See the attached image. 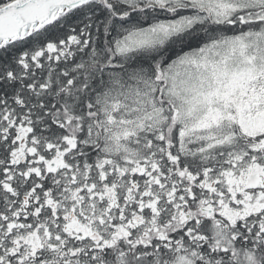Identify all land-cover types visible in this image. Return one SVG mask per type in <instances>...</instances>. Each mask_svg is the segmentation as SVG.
Listing matches in <instances>:
<instances>
[{"label":"snow or ice","instance_id":"1","mask_svg":"<svg viewBox=\"0 0 264 264\" xmlns=\"http://www.w3.org/2000/svg\"><path fill=\"white\" fill-rule=\"evenodd\" d=\"M0 264H264V0H0Z\"/></svg>","mask_w":264,"mask_h":264}]
</instances>
